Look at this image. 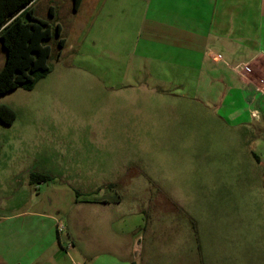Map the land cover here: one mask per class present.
I'll use <instances>...</instances> for the list:
<instances>
[{"label":"rangeland","instance_id":"rangeland-1","mask_svg":"<svg viewBox=\"0 0 264 264\" xmlns=\"http://www.w3.org/2000/svg\"><path fill=\"white\" fill-rule=\"evenodd\" d=\"M51 6L54 0H37L33 6L53 31L60 25V38L66 40L62 49L57 37L47 43L50 74L31 91L0 95V105L16 112L11 125L0 121V188L11 192L0 200V217L23 210L18 204L30 190L31 168L61 171V161H74L134 173L131 181L150 184L154 196L166 197L186 213L195 210L202 229L230 234L232 264H264V141L251 126L235 125L233 114L246 118L238 108L246 105L240 91L228 89L223 73L206 67L199 71L188 58L160 47H136L139 13L105 12L95 5L93 11L77 13L60 7L51 16ZM77 23L87 28L77 31ZM5 58L0 45V70ZM64 135L109 141L95 162L87 163L81 151L67 156L58 150ZM43 191L49 190L42 186ZM48 195L26 206L42 215V224L59 208L46 200ZM217 238L213 241L220 245ZM49 240L50 253L56 248ZM16 244L15 238L0 239V264L17 261ZM214 251L209 260L217 256V246ZM89 256L86 264L103 261Z\"/></svg>","mask_w":264,"mask_h":264},{"label":"crops","instance_id":"crops-1","mask_svg":"<svg viewBox=\"0 0 264 264\" xmlns=\"http://www.w3.org/2000/svg\"><path fill=\"white\" fill-rule=\"evenodd\" d=\"M54 1V12L60 7L90 12L96 5L105 12L139 13L136 47H160L190 59L199 71L206 67L223 73L228 89L240 91L238 97L246 103L238 106L246 118L233 114L235 125L251 126L259 141H264V95L254 91L239 68L251 64L264 76V0H82L77 10L73 0ZM83 28L87 25L77 23V31ZM218 55L222 56L220 65L215 63ZM253 111L259 116L254 117ZM59 138L60 152L68 156L81 151L87 163L95 162V155L103 153L109 141L89 135ZM69 163L61 161V171L31 168L28 175L33 171L50 175L52 180L30 184L29 175L30 190L24 191L18 204L23 210L16 216L0 217L1 241L15 238L17 243L14 264H86L89 255L103 258L98 264H104V257L114 264H232L230 234L202 229L195 210L186 213L166 197L154 196L148 190L150 184L131 181L132 172ZM42 186L50 191L46 200L59 205L57 216L45 217L44 224L39 220L42 215L26 210L30 204L43 202L47 192H40ZM10 194L6 187L0 188V200ZM216 237L220 245L213 241ZM46 239L56 248L50 253L52 245ZM216 246L217 256L209 260ZM4 247L12 250L9 245Z\"/></svg>","mask_w":264,"mask_h":264},{"label":"trees","instance_id":"trees-1","mask_svg":"<svg viewBox=\"0 0 264 264\" xmlns=\"http://www.w3.org/2000/svg\"><path fill=\"white\" fill-rule=\"evenodd\" d=\"M37 0H0V45L5 52V63L0 70V95L24 89L31 91L36 84L47 77L51 68L49 61L52 49L48 41L57 37L56 45L64 48L65 40L60 38L58 24L53 31L45 20L35 15L34 4ZM82 0H73L77 10ZM53 16V9H49ZM61 51H58L60 56ZM16 120V112L7 105L0 106V121L11 125ZM255 159L259 157L253 153ZM30 184L48 182L52 177L47 174L29 173ZM78 193V192H77Z\"/></svg>","mask_w":264,"mask_h":264},{"label":"built area","instance_id":"built-area-1","mask_svg":"<svg viewBox=\"0 0 264 264\" xmlns=\"http://www.w3.org/2000/svg\"><path fill=\"white\" fill-rule=\"evenodd\" d=\"M222 56L218 55L216 57V60H221ZM240 73L241 75L247 79V81L250 84H253L254 91L257 94H263L264 95V76L258 75V72L254 69V67L251 64H243L240 67ZM257 72V73H256ZM258 111H253V116L258 117L259 116ZM63 228H61L62 230Z\"/></svg>","mask_w":264,"mask_h":264}]
</instances>
